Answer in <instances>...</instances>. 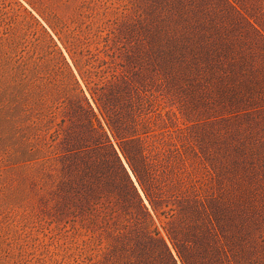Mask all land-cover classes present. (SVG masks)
Segmentation results:
<instances>
[{
	"label": "rangeland",
	"instance_id": "1",
	"mask_svg": "<svg viewBox=\"0 0 264 264\" xmlns=\"http://www.w3.org/2000/svg\"><path fill=\"white\" fill-rule=\"evenodd\" d=\"M249 20L264 35V0H0V96L19 63L36 59L48 99L40 155L64 161L86 147L99 165H115L109 151L96 150L91 116L70 98L72 72L177 264L184 263L170 231L182 241L217 232L231 264H264V209L259 230L237 207L243 233L215 229L222 181L231 185L233 174L243 177L264 159V39ZM175 32L202 54L181 46ZM240 47L253 50L246 66L230 53ZM103 104L125 133L110 131ZM133 132L159 176L157 211L123 155L134 149L123 140ZM3 133L0 122V264H123L145 244L137 209L117 202L113 216L85 222L67 193L47 186L41 167L21 165L19 137Z\"/></svg>",
	"mask_w": 264,
	"mask_h": 264
},
{
	"label": "trees",
	"instance_id": "2",
	"mask_svg": "<svg viewBox=\"0 0 264 264\" xmlns=\"http://www.w3.org/2000/svg\"><path fill=\"white\" fill-rule=\"evenodd\" d=\"M248 24L257 37H260L261 40L264 39V35L256 25L250 20ZM175 26L179 27L180 24L177 23ZM176 37L177 32L174 34V38ZM177 42L181 46L187 43L181 35H178ZM190 48H196L202 54L197 46L188 42L185 49ZM247 50H250V53L253 51L252 48L240 47V50H231L230 53L235 54L234 59L245 63L243 65L246 66L248 64L247 59L250 56L246 52ZM261 52L264 53V44H262ZM63 60L65 61L64 58ZM34 64L37 65L36 59L19 63L16 67L18 70L14 72V76L11 77V81H9L8 86L0 96V122L4 130L3 135H13L11 138L18 136L21 140L22 149L18 151V159L22 160L21 165L31 168L41 167L39 173L43 172V176L47 177V186L54 189L58 196L62 192L67 193L73 203L77 204L76 207L81 210L79 215L86 217L84 221L87 223H98L102 217L113 216L116 211L113 210L112 205H116L117 202L120 206L126 204L137 209L141 214L138 224L141 227V232H143L145 244L139 243V251L131 253L132 255H129V257L125 254L127 257H124L123 264H177L164 238L156 229H151L153 225L152 217L143 198L117 151L100 134V132H103L102 134L106 136L104 127L96 119L93 108L72 72H70L72 84H69L70 87L68 86L70 92H73L70 98L74 99L75 108L87 115V119L88 114L89 117L91 116L87 121V132L94 140L96 150L109 151V157L115 165L110 166L106 159L99 165L98 160L100 158H97L93 152H87L86 147L70 150L69 152L76 151V153L71 154V157L69 156L64 161L58 159L53 160L54 162L47 161L44 156L40 155L41 148L36 143V139L39 138L40 134L38 132L41 131L40 127L44 119V111L41 110V106H45L48 99L41 87V79L37 76L38 70L33 67ZM64 64L70 70L66 61ZM95 94L97 95V93ZM98 100L101 101L102 98L100 97ZM46 109L51 110L50 114L55 117L53 106H47ZM103 110L109 117L110 124L108 127L111 132L120 133L122 130V133L123 131L125 133L127 131V129H120L117 122H113L109 113L111 109L109 110L108 106L103 104ZM261 110H264V107H261ZM57 132L54 134L58 135ZM106 139L108 138L106 137ZM124 139L125 142H128V145H133L134 149H123V155L147 200L154 211H157L158 206L155 198L158 199V196L155 197L154 190L159 182V176L154 169V164L142 146L141 136L137 132H133ZM109 147H111V151ZM233 177L235 180L229 186L222 181L220 195L218 196L221 204L220 216L223 219L216 218L215 229L224 236L231 231L232 227L240 230L239 234H242V229H245L242 221L238 220V216H232L235 207L240 208L246 224H250L253 229L259 230L261 228L259 218L261 210L264 209V159L258 163L254 161L251 167L246 168L243 177H240L239 173L233 174ZM242 178H245L242 180L243 183ZM227 217L233 218L226 219ZM169 235L175 241L178 254L184 264H231L229 257L234 254L230 255L220 245L217 240L219 235L217 232L210 233L207 236L204 234L189 235L187 237L189 241L179 240V235L173 231H170ZM248 236H250L249 232L245 237ZM243 242H247V239ZM216 245L217 247H215ZM243 245L242 249L247 253L246 245ZM243 250L240 251L241 255L245 254Z\"/></svg>",
	"mask_w": 264,
	"mask_h": 264
}]
</instances>
